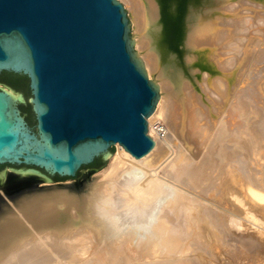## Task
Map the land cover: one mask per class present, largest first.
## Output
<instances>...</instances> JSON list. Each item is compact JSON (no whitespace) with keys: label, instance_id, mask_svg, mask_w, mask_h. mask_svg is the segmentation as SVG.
Segmentation results:
<instances>
[{"label":"bare ground","instance_id":"1","mask_svg":"<svg viewBox=\"0 0 264 264\" xmlns=\"http://www.w3.org/2000/svg\"><path fill=\"white\" fill-rule=\"evenodd\" d=\"M121 1L132 17L136 56L164 93L148 123L160 113L168 127L165 131L158 129L153 136L148 124L154 145L141 158L116 145L108 167L87 186V197L77 206H72L70 201L75 195L68 190L34 193L30 180L46 184L37 175L20 173L18 179H12L5 173L6 178L0 177V193L5 198L22 195L0 215V264H43L45 253L58 258L72 255L71 244L86 240L100 261L121 257L134 264H185L182 258L192 246L193 253L200 249L209 252L215 236L234 230L233 207L256 226L264 225V207L259 204L263 195L258 191L264 187V178H248L247 185L242 184L236 181L232 169L237 165L244 174L248 153L263 155L264 143L258 142L263 144L262 149L251 142V136L255 137L248 134L245 114L251 104L245 100L249 97L256 101L261 91L256 96L254 83L250 86L252 80H246L251 81V88L247 87L245 80L238 79L240 72L238 75L235 68L242 64L241 75L243 69L244 75L247 71L242 78L261 81L264 77L259 67L264 61V15L260 19L257 15L259 22L251 21L248 30H253L249 36L262 32L258 38L249 37L250 42L262 45L254 48L251 58L253 48L246 51L243 37L238 34L243 42V63L235 64L231 42L233 28L238 25L239 29L240 21H235L237 25L231 22L228 0ZM236 79L242 83L237 89ZM3 90L20 98L11 89ZM259 105L252 107L264 111ZM263 127L259 134L262 141ZM260 169L256 168L259 173ZM12 207L21 218L12 214ZM251 230L260 232L256 227ZM41 231L44 234L37 236ZM193 260L187 263H203L199 253ZM45 263L60 264L49 260Z\"/></svg>","mask_w":264,"mask_h":264},{"label":"water","instance_id":"2","mask_svg":"<svg viewBox=\"0 0 264 264\" xmlns=\"http://www.w3.org/2000/svg\"><path fill=\"white\" fill-rule=\"evenodd\" d=\"M0 71L27 76L35 119L30 127L21 115L23 94L0 91V164L20 167L0 177H42L45 185L30 180L34 193L72 190L60 181L87 186L113 146L137 159L153 148L147 118L160 90L136 56L129 10L118 0H0ZM95 158L97 167L82 169ZM6 197L0 215L22 198Z\"/></svg>","mask_w":264,"mask_h":264},{"label":"rangeland","instance_id":"3","mask_svg":"<svg viewBox=\"0 0 264 264\" xmlns=\"http://www.w3.org/2000/svg\"><path fill=\"white\" fill-rule=\"evenodd\" d=\"M118 1L123 6L124 9H127L128 10V8L126 7V5L121 0H118ZM249 2L250 3H254L255 2L253 4L254 6L251 5V4H249ZM256 2L257 3H260L258 5V7L256 6L257 5ZM260 5H263L264 6V1H262V0L261 1L260 0H245V1L244 0H228V6H230V8H232L231 9V19H230L231 22L234 20L233 22H234V25H235L237 21H240L239 23L237 22L238 24H240L239 25V29H238V25L236 24L237 27L235 26L236 28L235 27H234L235 29L233 28L234 32H233V30L231 31V32L234 33V35L237 34V36L235 35L237 39L235 38L234 35H232L233 36L232 39L233 38L234 39L231 42L233 44L232 47L234 48L232 54L233 55L235 54L234 56L232 55V57H233V59L235 57L236 60H237V61H235V64H237L238 61H239V63H243V61H241L242 57L240 58V55L242 56V54H243L242 52H243V49L244 48H242V46L240 45V42H241L240 39H241V37H238L239 35H242V37H243L242 40H244V42H245V50L246 51H247L248 48L249 49H252L253 48L251 58L253 57L254 48L257 49V48H259L262 45L261 42L255 41V42L252 43V42H250L252 39L249 40V37H252L254 35L257 36L256 38L260 37V35H261L262 32H260V33L259 32L258 33L257 32H254L250 36H249V33H250V31H253L252 28L248 32L250 22L253 21V20H257L258 18L260 19V16L264 15V9H262L264 7L263 6L261 7ZM232 12H233V14H232ZM257 12L258 13L261 12L263 14L259 15ZM129 17H130L132 40H133V43H134L135 30H134V27H133V24H132V17L130 15V13H129ZM259 19H258V22H259ZM244 21L245 22H248V25L243 24ZM237 29L239 30L238 31L239 33H237V31H235ZM243 34H244V36H243ZM246 35H247L248 38H246ZM241 43H243V42H241ZM134 50H135V52H137V49H136L135 45H134ZM245 64L246 63H244V65H243L244 68L247 66V65L245 66ZM239 67L242 68V64H239V66H238V69H240V70H238L237 68H235L236 69V72H238L237 73L238 75H239V72H240V75H239L240 78L238 77V79L239 80L240 79L241 80L242 79L245 80L246 86L248 85V82H251V81H246V80H248V79L249 80H252L251 85H250V83H249V85L252 87V83H254L253 86H255V88L253 87L252 90L253 91H256L255 92V93H257L256 96L261 91L259 93V96L260 97H258V99H256L257 102L255 100H254V102H253V100L250 101L249 97L245 101L248 100L249 102L248 101L247 102L248 103H251L253 106H256L257 104L259 105V103L261 101L263 103L264 102V92H263L264 91V88H263L264 87V77H261V81L260 80L258 81V79L256 80V77L255 78H253V77L252 78L245 77L246 79L245 78H242V77H244L246 75V72L247 71L245 72V75H244V69H243V71H242L243 73L241 75V68H239ZM259 67H261V69L264 70V61H263V63H261L259 65ZM235 75H236V73H235ZM257 78H259V77H257ZM238 79H236L237 81L235 80V83H236L235 84V88L236 87H239V85L242 84L241 82H240L241 84H239ZM253 79H255L256 82ZM152 81H153V79H152ZM258 83H259V85H258ZM260 86H261V88H260ZM256 89H258L259 91L256 90ZM17 93H21V91H17ZM163 94L164 93H161L159 91V95H163ZM29 97H30V95H27L26 96V99H25V102L23 104H21L20 106H29L31 108V105L28 102L29 101ZM260 99H261V101H260ZM248 103H247V105H249ZM157 104H156L155 109L157 108ZM251 104L248 107L246 105L247 108L245 107L246 108L245 109V112L248 111L245 114H246V117H247L246 122L249 123V126H247L248 124L246 122L245 123H246L247 129L249 130V128H250V131L249 132L254 131L255 134L256 133H258V134H256V136L254 135V133H251L250 134L248 132V134L249 135H253V137H255V138H252V136H251V142H253L252 144H254V143L256 144L258 142L259 143L260 142L264 143V141H262V138L261 139L259 138V134L261 133V130H262L261 127L264 126V119H263L264 118V113H263L264 111H262V112L260 111L261 109H263L262 107H261L260 110H259V107L257 108L260 112L257 111V110L255 111V108L256 107H252ZM263 104L262 105L260 104L259 106H263L264 107ZM252 109H254V110H252ZM153 114H154V112L151 115H153ZM156 114L153 116L152 119H150L149 123H148V119H149V117L151 118V115L147 118V126H148V124H150L151 129L153 131L152 132L153 136H156L157 135L158 129L161 128L160 130H163L164 129L163 131H165L167 129V127H168L167 126V123H166L165 117L164 116H161L160 113H158L160 116L159 115H156ZM236 116H237V114H236ZM260 117H262V121H261V118ZM235 118L239 122L241 121V118L239 117V115L237 117H235ZM258 118L260 119V122H261L260 124H259V119ZM257 119H258V122H257ZM254 122L256 124H253ZM34 123H35V120H34ZM256 128L257 129L260 128V130H257ZM248 137L250 138V136H248ZM257 139H259V140H257ZM259 143L257 144V147L259 146L258 148H262V145L263 144L261 143V146H260ZM255 146L256 145H252L253 148H255ZM113 147L115 148V151L113 152V154H114L116 152V149L117 148H116V145L113 146ZM255 150H257V148H255ZM262 151H263V155L260 153L261 155H259L258 157L255 156V155L254 156L253 155L251 156L250 155L251 153H248V157H249L248 159L249 160L248 159H247L248 161L246 160V166H245V169H244V174H248L249 173V175L251 177L249 175L241 174L243 172L237 170V168L239 169V167L237 165H234L235 167L233 166V168H232V169H234L233 170V175H234V177H236L235 179H236L237 182H240L242 184H246V183H248V182H246L248 178L249 179H255V178L257 179L259 177L261 179L264 178V175H263L264 174V169L262 170V167L264 166V159H263V157H264V149ZM255 157H257L258 158V161H261V162L256 161L257 159ZM250 158H254L255 160L252 159V161L256 162V164L254 162H252V161L249 162L250 161ZM261 158H262V160H260ZM248 162L250 164H252V167L254 168V170L252 169V167L249 165ZM109 163H110V157L107 159L106 164L102 168H100L99 170H97V171H95V172H93V173L90 174L89 184L94 181V178H96V176H99V174L102 173L103 170L108 167ZM247 163H248V165H247ZM253 163H254V166L256 165L257 167L256 166L254 167L253 166ZM259 163H260V165H259ZM256 168L257 169H260V173H259L258 170H256ZM251 171H254L255 173L254 172H251ZM260 174H262V175H260ZM3 176H4V178H6L5 173L3 174ZM96 180H99V178H97ZM53 181L57 182L58 180H53ZM60 182H63L66 185H71V184L73 185V188L74 189H72V190H70L68 188H63L64 190L71 191L75 195V197L73 199H71V201H70L71 204H72V206H77L78 205V202L80 204H82V198H86L87 197L86 196V194H87L86 189H87V186L89 184L87 186L81 187V185L79 183V180H75V181H72V182H65V181H60ZM39 185H41V184L39 183ZM235 189L237 190V187L236 186H234V190ZM254 190H256V189L254 188ZM258 191L260 192V194L263 195V200L259 204H261V207H264V187L262 188V190L258 189ZM258 191L256 190V192H258ZM76 196H77V198H76ZM60 205H62V203ZM59 208H61V207H59ZM11 211L14 212L12 214H15V216H19L20 215V213L18 212V210L15 207L14 208L12 207L11 208ZM233 213H234L233 214V217H234L233 229L234 230H231V231L227 232L226 235H223V236H220L218 234L219 236L218 235L217 236L219 238L217 236H215V240L210 243V251L209 252L208 251L206 252V250L200 249V251L196 250L193 253L195 247L192 246L191 249H190V251L187 252V255L182 258L184 260V263L185 264H188L187 262H191L193 260V258H194V255L196 256V253L197 254L199 253L201 255V258L203 260V263L202 264H264V225L260 224V226H256L255 224H253V223H256V222H254L253 220H250L248 217H246L243 214H241L235 207H233ZM251 227H254V228L256 227L260 231L259 234H258V232H252ZM75 232H77V229L75 230ZM75 232H73V234ZM42 233H43V231L38 232L37 233V236H41ZM57 239L58 238H56V241H58ZM247 241H249V242H247ZM90 244L91 243L89 241H87V240H86V242L76 241L75 244L74 243L71 244V246H73V248H74V252H73L72 255H70V254L69 255H62V256H60V258H58L55 255H53L54 256L53 257L51 255V252H49V254L52 257L50 255L47 256L48 253H45V256H42V259L41 260L44 261L43 264H47V263H45V261H47V260L51 261L52 263H60V264H134L132 262H125V260L123 258H121V257H117L115 260H111V261H100L97 258L98 255H96L93 252ZM200 244H201V242H200ZM193 261H195V260H193ZM138 263L141 264L140 262H138ZM151 264H153V263H151Z\"/></svg>","mask_w":264,"mask_h":264},{"label":"flooded vegetation","instance_id":"4","mask_svg":"<svg viewBox=\"0 0 264 264\" xmlns=\"http://www.w3.org/2000/svg\"><path fill=\"white\" fill-rule=\"evenodd\" d=\"M3 88L14 90L15 92L21 91L25 99L27 95H30L29 89V79L24 74L13 73L9 71H0V91ZM21 115L24 116L26 123L33 127L34 123V114L29 106H20L19 107ZM99 158H95L92 163L87 166L82 167V169H92L98 166ZM20 167L13 166L9 164H0V172H10L12 169H18ZM79 173V172H78ZM77 173V175H78Z\"/></svg>","mask_w":264,"mask_h":264}]
</instances>
